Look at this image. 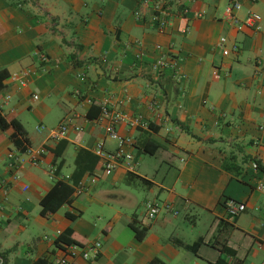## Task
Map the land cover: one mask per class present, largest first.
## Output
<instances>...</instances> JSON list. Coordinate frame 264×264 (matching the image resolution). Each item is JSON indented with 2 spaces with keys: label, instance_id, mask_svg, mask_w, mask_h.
<instances>
[{
  "label": "crops",
  "instance_id": "crops-1",
  "mask_svg": "<svg viewBox=\"0 0 264 264\" xmlns=\"http://www.w3.org/2000/svg\"><path fill=\"white\" fill-rule=\"evenodd\" d=\"M184 2L192 13L204 12L189 16L187 33L184 20L160 30L149 14L136 19L139 0H0V70L8 74L0 114L18 120L28 140L0 127V253L10 251L0 254V264H54L61 257L71 264L263 261L264 189L257 186L264 184V0H241L239 17L256 13L261 26L243 30L222 18L227 0ZM222 36L227 55L218 45ZM24 69L31 74L23 85L13 77ZM106 100L127 115L117 129L134 139L128 149L136 170L120 167L107 176L99 161L80 181L85 190L75 187L72 203L42 215L43 197L57 180L72 184L98 141L116 149L106 137L109 119L101 116ZM67 117L82 130L51 140L49 131ZM137 118L149 126L129 123ZM30 147L42 148L38 165ZM84 194L110 209L103 225L99 216L93 223L84 216ZM226 198L246 202V211L229 217ZM147 199L172 203L179 214L150 223ZM123 207L133 208L131 215ZM136 227L145 229L143 239ZM67 229L75 242L57 243ZM94 242L102 245L97 258L70 254ZM223 242L236 257L220 251Z\"/></svg>",
  "mask_w": 264,
  "mask_h": 264
},
{
  "label": "built area",
  "instance_id": "built-area-1",
  "mask_svg": "<svg viewBox=\"0 0 264 264\" xmlns=\"http://www.w3.org/2000/svg\"><path fill=\"white\" fill-rule=\"evenodd\" d=\"M190 2H199L202 0H189ZM243 8V4L241 0H227V5L225 7L222 18L226 21H229L231 24L235 25L238 30H243L244 28H253V29H261L260 26V17L256 13H248V15L241 19L238 15ZM193 10L187 5L184 0H139V7L134 12L136 19L143 20L148 14L150 18V22L156 25L160 30L167 28L173 21L175 20H184L186 24L182 27V31L184 33L189 32L190 26L188 24L189 16L194 14L195 17H201L204 12L197 11L192 13ZM228 39L226 36H222L219 39L218 45L223 49V53L225 55L229 54L230 50L226 48ZM157 48H161L157 46ZM232 49L237 50L238 47L234 45ZM43 61H47V57L42 58ZM261 64V63H259ZM163 63H159L155 66V68L161 67ZM31 74L30 69L22 70L18 75L13 77L14 80L20 82L21 84L26 83L27 77ZM80 95V92L77 93ZM11 99L10 94L5 95V102ZM35 99H38V96H35ZM90 101V100H89ZM122 103V102H121ZM1 108V104H0ZM102 118L109 119V126L107 128L106 137L110 138L117 142V147L114 151L108 152L105 149L104 141H98L93 149L95 155L98 156L101 170L104 175H111L120 167H124L128 172H134L137 167V162L135 161V155L128 148L133 147L134 139L128 136L120 135L117 127L120 123L125 121L128 122V118L126 113L122 110L121 105L118 106H110L109 100H106L105 103L101 106ZM129 123L131 125L139 124L143 127H148L149 122L147 120H143L142 118H137L136 120H130ZM39 129H44V126H39ZM70 130L81 131L82 128L78 125L73 124V119L67 117L64 119L60 125L55 128H52L49 131V138L54 141H61L65 139L70 132ZM42 148H34L30 147L28 149V156L30 161L38 165L41 156H42ZM54 172L51 175L52 179H56ZM98 175H94L92 177V182H95ZM29 187L25 186L24 190L26 191ZM79 192H83L86 188V185L80 183L78 187ZM259 190L264 189V184H259L257 186ZM223 206L226 211V214L229 217L236 218L242 213H244L247 209V204L244 201H240L234 198H226L223 201ZM144 210V218L150 223L159 219V217L163 216L165 213H172L174 215L179 214V210L174 207L172 203L169 202H160L154 199H147L143 204ZM101 243L94 242L93 244L87 246L83 251H79L78 248L72 247L70 248V254L72 256L81 253V255L86 258H97L101 251ZM54 264H71L66 257L57 258ZM264 264V259L262 261Z\"/></svg>",
  "mask_w": 264,
  "mask_h": 264
},
{
  "label": "trees",
  "instance_id": "trees-1",
  "mask_svg": "<svg viewBox=\"0 0 264 264\" xmlns=\"http://www.w3.org/2000/svg\"><path fill=\"white\" fill-rule=\"evenodd\" d=\"M75 64H78V62H74ZM8 76L7 72L3 69L0 70V87H2L3 80ZM14 127L16 132L20 135V137L23 139L25 143H28L27 140V131L24 129L22 124L16 120L12 119L10 121H7L4 119V117L0 114V127L3 130L8 129L9 127ZM15 144L20 145L19 139L16 138L14 140ZM153 153L154 151H150ZM61 152H57V156H60ZM78 162V161H77ZM99 162L98 156H96L94 153H89L87 158L85 159L84 163L82 165H79L75 168L73 174H72V184H69L62 180H57L51 190L43 197L41 200V214L46 215L48 212H56L58 211L64 204L72 203L77 195H75V187L79 185L80 181L84 177L86 173L92 174L94 172V169L96 168L97 164ZM61 168V163L58 165L56 172H58ZM68 215V213H67ZM78 216V215H76ZM75 215H72L71 217H76ZM137 231V237L139 239H143L146 235L145 229H140L136 227ZM72 229H67L63 233H61L57 239L56 242L63 241L65 243H73L75 242L74 239L71 238L72 236ZM202 241V240H201ZM200 241V242H201ZM220 251L222 253H225L229 256L236 257L237 251L227 245L226 242H223L220 245ZM10 251H5L3 253H0L2 257L5 256ZM34 264H47L45 260H37ZM214 264H242V260L236 259L233 263L228 262L225 258L222 256H219V258L214 262Z\"/></svg>",
  "mask_w": 264,
  "mask_h": 264
},
{
  "label": "rangeland",
  "instance_id": "rangeland-1",
  "mask_svg": "<svg viewBox=\"0 0 264 264\" xmlns=\"http://www.w3.org/2000/svg\"><path fill=\"white\" fill-rule=\"evenodd\" d=\"M53 122H55V119L53 120ZM33 126H35V125H33ZM34 131H36L35 127H34ZM150 159H151V157H150ZM121 187H123V186H121ZM143 198H144V196H140L138 202H142ZM80 204H82V207H84V209H85L84 216L88 220H90L92 223L93 222H98V219L100 217V221H99L100 226L104 224V219L103 218H106V217H108V215L111 214V211L108 208V206L102 207V206H100L98 204H94V203L90 202V200L87 199V194L83 195V197L80 200ZM141 204L142 203L139 204L140 208H141ZM140 208L137 209V211H141ZM122 209H125L127 214L131 215V212H132L133 208H131V207L130 208L123 207ZM143 210H144V207H143ZM255 261L257 262L256 264H261L262 263V259H260V257H258V259L255 260Z\"/></svg>",
  "mask_w": 264,
  "mask_h": 264
}]
</instances>
